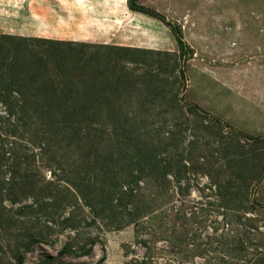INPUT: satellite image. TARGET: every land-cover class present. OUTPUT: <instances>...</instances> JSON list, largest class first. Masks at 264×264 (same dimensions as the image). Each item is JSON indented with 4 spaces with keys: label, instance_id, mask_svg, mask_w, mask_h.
<instances>
[{
    "label": "rangeland",
    "instance_id": "rangeland-1",
    "mask_svg": "<svg viewBox=\"0 0 264 264\" xmlns=\"http://www.w3.org/2000/svg\"><path fill=\"white\" fill-rule=\"evenodd\" d=\"M131 1L154 15L132 10ZM2 33L139 47L168 52L171 58L167 61L168 56L149 52L136 55L135 62L122 61L136 81L131 93L142 95L139 104L130 101L127 107L131 110L124 108L118 116H124L120 125L129 129L122 134L119 128L118 134L127 143L122 141L127 151L132 142L141 149L147 147L142 141L164 145L160 155L161 164L168 163L167 174H142L137 184L126 182L130 181L127 168L120 167L127 154L117 152L114 158L121 161L113 165V176L120 184L112 204L118 203L121 187L123 191L133 187L132 195L116 212L108 207L103 210V202L97 203L98 214L81 200L77 204L67 199L52 216L47 212L53 207L37 210L35 204L22 214L19 207L30 204L34 196L12 203L6 200L8 189L0 190V264H18L17 249L23 254L22 264H36L41 258L49 259L46 264H264V142L260 141L264 138V0H0ZM178 37L184 41L183 54ZM166 62L173 71L160 70V64ZM86 67L93 74L92 66ZM48 73L56 75L53 70ZM117 74L108 71L106 76ZM166 76L176 80L174 90L165 88V98L150 91L147 100L146 85L160 90ZM78 77L79 82L84 80ZM76 91L74 88L69 98H77ZM107 91L103 90L108 96ZM21 99L22 94L13 90L10 101ZM0 107L4 164L8 168L16 154L28 156L19 166L34 174L36 185L49 180L63 191L68 187L62 179L67 172L56 167V160L63 155L66 142L60 143L58 126L49 127V137L42 138L46 130L41 121L22 118L19 104L0 103ZM192 107L204 114L205 122L207 117L219 119L220 125L214 127H220L222 141L220 136L216 140L206 133L199 136L201 117L190 112ZM119 109L111 106L110 111ZM87 112L84 121L75 118L77 126L93 121L96 126L85 128L97 129L101 136L107 135L104 129L111 132L116 116L105 110ZM184 127L183 137L179 134L174 140L171 132ZM70 130L64 129L66 133ZM195 133L200 142L189 146ZM233 138L239 140L242 150L224 152L222 146ZM73 145L61 165L74 170L71 177L78 181L84 149ZM50 146L54 154L47 155ZM90 154L93 159V152ZM102 156L95 158V164L101 165ZM102 177L109 182L110 178ZM15 192L18 196L24 193ZM67 218L75 226L66 224ZM28 234L37 240L24 249L20 242ZM68 240L75 248L86 242L89 252L59 254ZM102 255L104 261L99 263Z\"/></svg>",
    "mask_w": 264,
    "mask_h": 264
},
{
    "label": "trees",
    "instance_id": "trees-1",
    "mask_svg": "<svg viewBox=\"0 0 264 264\" xmlns=\"http://www.w3.org/2000/svg\"><path fill=\"white\" fill-rule=\"evenodd\" d=\"M132 2L133 1L129 2V7L132 10L154 15V12L146 8L140 9V7H135V3ZM177 41L181 48V53L183 54L184 41L181 40L180 37H178ZM34 46H36V48ZM90 46H94L95 50H90ZM149 52L158 55H166L169 57L167 61L171 58L168 52L159 50L151 51L139 47L102 44L91 45L85 42L57 40L45 37H27L7 33L0 34V102L4 106L6 103L9 106L19 104L22 111V118L26 116L27 118L33 117L34 119H39L44 130H46L42 138L49 137V127L54 126V124L58 126L57 134H61L59 138L60 143L66 142L63 155L73 150L74 143L76 144V149L80 147L84 149V158L81 163L84 168L76 173L78 181H74L71 177L74 170L67 169L65 166L61 165L62 160L65 158L63 155L60 159L56 160V167L68 173V176L66 173L62 178L65 185L68 186H64L63 191L49 180L46 181L45 184H40V187H38L35 183L37 180L34 174L23 170L21 166H19L28 156L25 158L24 156L22 157V155L16 154L14 159H10L9 167L7 168V165L4 164V158L6 156L0 153V190L3 191L8 189L6 200L9 199L12 203H16L17 201L22 202L24 197L30 198V195L31 197L34 196V201L30 204L24 203V205L22 204L19 207L20 213L24 214L28 210H33L32 206L35 204L37 210L43 208V206L53 207L51 211L47 212L48 214L46 213L47 216H52L57 213L64 199L73 200L77 204H79V200H81L96 214L100 212L95 207L99 202H103V210L108 207V209L111 208V212H116L115 208L121 205L123 207L126 206L129 197L132 195L133 187H124L126 191H123L121 187V191L119 189L121 194L118 195V203L116 205L112 204L113 192L118 187L117 185L120 184V181L113 176L115 175L113 171H116L113 165L115 163L119 164L118 162L121 161L118 157L114 158L117 152L119 155H128L121 161L120 167L121 169L124 166L127 168V179L130 181L126 182H134L137 184L142 174L153 176L154 174L155 176H165L167 174L166 164L168 163L161 164L162 156L160 152H162L161 150L164 148V145L159 144L160 141L155 143L153 140H150L149 145L142 141V143L147 146L143 149L132 142V146H130L127 151L126 146L122 143L124 140H121L118 136L120 132L119 128L122 130V134L129 131V129L125 128V125H120L123 122L122 119H124V116L121 115L118 117L119 114L125 111L123 110L124 108L131 110L127 107L130 101L139 104L140 96L142 95L137 96L131 93L133 88L136 87V81L133 82L131 80L130 74L125 71L122 61L135 62L137 61L136 55H140L141 53L148 54ZM86 66H92V76L87 73L88 67ZM159 68L160 70L163 69L162 71L164 72L167 69H171V71L174 69L168 62L160 64ZM52 70L56 75L48 73V71ZM108 71L111 73L116 72V74L122 71V73L111 78L106 76ZM156 75L157 73H154L155 78L159 80ZM78 76H83L84 80L79 82V78L81 77ZM161 80L165 81H161V87L163 88L160 90H152V87L146 85L148 87L145 89L144 94L148 95L147 100L150 98V91L158 93L160 97L165 98V88L169 92L174 90L173 88L176 84V80L169 81L168 76ZM74 88L77 89V98H69L70 92ZM105 88H108V96L111 94L112 98H107L106 92H103ZM175 88L178 87L175 86ZM13 90L18 91L20 95L22 94V99L20 101H10ZM25 90L29 91L26 92ZM99 93L101 94L99 95ZM69 101H73V103L69 104ZM143 102L146 103L145 100ZM111 106H118L120 109L110 111ZM61 108L63 112H61ZM192 108H189L190 112L198 114L201 117L197 124L201 126L202 129L199 136L202 133H206L210 138H214L215 136V140L217 136H220L219 141H222L223 136H221L220 127H214L215 124L218 126L220 125L218 123L219 119L217 117L208 118L206 116L207 121L205 122L204 114L202 113V115H200L196 112L195 108ZM89 110L97 112L105 110L106 113L109 112L108 115L117 117L116 121L111 122L112 128L110 133L104 129L107 135L101 136V132H98L97 129H86L85 127L87 126H96L93 124V121H88L86 124L87 126H77L75 118L78 116V118L84 121L85 118L88 117L87 111ZM144 110L146 111V109ZM80 123L81 122H79V124ZM174 123L172 124L178 127V122L174 121ZM188 123L187 126L189 125ZM102 127H104V125H102ZM66 128L71 129L69 133L64 131ZM186 128L187 127L181 128V130L175 131L176 133L172 131L171 133L174 136V140H178L179 134L183 137L182 131ZM197 129L198 127H194L195 131H197ZM158 130L159 129H154V131ZM194 135L196 137L190 138L188 141L189 146L198 145L200 142L197 139L199 138L198 135L196 133ZM91 136H93L94 140L91 139ZM82 141L86 146L81 143ZM260 141L264 142V138L260 139ZM40 144L44 146L45 142ZM222 148L224 152L233 150L237 152L240 149L242 150V145H239V140L237 138H233L227 141ZM50 151H53L54 154L53 146H50V148L46 150L47 155ZM91 151L93 152V159L91 158ZM99 155H103L101 165L95 164V158ZM52 157H54V155ZM114 160L116 162H114ZM181 166L183 167L184 165ZM6 172L9 173L7 177L3 176ZM97 172H99V174H97ZM180 172L181 169L178 167V174ZM91 173L94 177L91 176ZM102 175L110 178L109 182H106ZM92 179L98 180L99 183L96 184L92 182ZM15 189L24 192L23 196H18ZM72 218H67L65 220L66 224L69 226H75V222ZM27 237L28 239L24 238V241L20 242V244L24 246V249H29L33 244L32 242L37 240L36 236L31 234H28ZM69 240L58 252L59 254L69 251L75 254L89 252L90 247L87 246L86 242L75 248L71 247L72 243ZM15 252V258L18 264H22L23 254L18 249ZM104 255H102L98 261L99 263L104 261ZM48 261V258H41L36 264H46Z\"/></svg>",
    "mask_w": 264,
    "mask_h": 264
},
{
    "label": "built area",
    "instance_id": "built-area-1",
    "mask_svg": "<svg viewBox=\"0 0 264 264\" xmlns=\"http://www.w3.org/2000/svg\"><path fill=\"white\" fill-rule=\"evenodd\" d=\"M1 103V102H0ZM1 105H3L2 103H1ZM0 109H2L1 107H0ZM4 111V110H3Z\"/></svg>",
    "mask_w": 264,
    "mask_h": 264
}]
</instances>
